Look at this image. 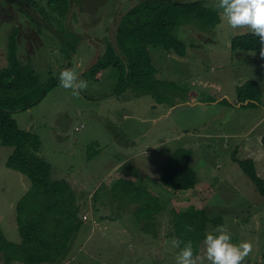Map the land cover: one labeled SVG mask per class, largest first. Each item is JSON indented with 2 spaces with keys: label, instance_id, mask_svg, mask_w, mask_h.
<instances>
[{
  "label": "rangeland",
  "instance_id": "rangeland-1",
  "mask_svg": "<svg viewBox=\"0 0 264 264\" xmlns=\"http://www.w3.org/2000/svg\"><path fill=\"white\" fill-rule=\"evenodd\" d=\"M133 1L83 0L82 11L74 3L65 20L51 21L55 30L47 27L40 15L32 10L27 14L39 21L41 29L20 9L16 10L17 20L10 24L12 29L18 28L21 33V59L26 61L31 56L29 60L40 81L53 79L55 82L40 103L14 112L12 117L20 129H27L38 137L40 153L51 165L53 180H75L78 176L85 185L80 192L81 198L86 199L85 203L76 204L78 207L74 205L78 214L76 221L69 225L70 230L77 228L76 237L63 262L78 264L79 257L85 255L79 250L85 241V251L97 248L92 258L86 256L84 260L88 261L85 264H101L103 261L135 264L137 259L141 260H137L138 264H176L167 256L163 262L150 260L136 247L152 249L156 242L149 238L156 234L148 221L152 222V215L159 204L155 203V197L145 192L158 189L161 174L157 164L162 163V166L164 158L181 149L187 156L186 163L196 172L198 183L191 190L158 193L161 205L167 204L166 212L171 222L178 213L189 212L191 207L197 210L196 206L205 205L210 217H222V225L228 229L232 242H251L252 252L245 261L264 264V199L233 159L235 155L238 160H253L258 176L264 180V58L256 52L233 53L230 40L251 32L248 29H226L220 9L216 7L218 0H200L216 11L219 20L215 26L204 27L202 23L190 20L182 21L174 29L173 35L186 45L185 57L166 55L160 49L151 51V56L159 55L166 59L164 63L160 61V68L155 70V82L146 86L150 97L141 98L138 94L140 89L137 88L136 92L130 87L121 94L128 99L135 98L123 107L131 114L137 112L139 116H148L153 109L161 114L154 125L141 123L135 118L124 124L117 119V103L116 111L110 109L109 112L115 121L108 122L105 119L107 113H99V106L109 108L117 101L115 96L109 101L105 98L121 85V74L116 69L84 74L81 79L87 81L88 87L78 97L71 90L60 87L58 76L63 69L72 68L81 75L104 52L105 44L110 42L114 45L118 18ZM188 1L194 0H184ZM42 3L47 8L44 0ZM188 22L192 23L183 25ZM38 31L41 33H36ZM9 32L7 27H0V68L6 67ZM70 50L74 52H68ZM246 81L258 85L259 98L258 101L248 99L239 102L242 104L239 106L236 88ZM148 100L164 104L152 107L153 101ZM110 127L118 128L116 136L109 131ZM141 135L142 138L132 139ZM133 150L139 155L132 162L126 161V154ZM10 152L12 148L0 145V182L8 183L9 187L5 189L10 193L7 195L12 194L16 201L23 191L13 180L15 178L5 175L4 169L10 170L5 166ZM142 152L145 154L140 155ZM126 163L132 168L134 166V181L121 176L127 168L122 167ZM9 172L14 175V171ZM140 175L141 179L136 180ZM163 188L161 183L160 189ZM93 189L95 193L100 190L94 194ZM135 189L145 194L144 197H139ZM88 191L95 196L88 199ZM134 201H140L141 208L130 213L128 211ZM12 213L0 197V226L9 240L15 238H10L9 228H4L3 224L8 226L12 222ZM79 213L85 217H80ZM100 220L105 225L101 224L100 228L107 227L112 238L106 237V240L95 244L96 236H93L87 242L85 233L89 235L93 226L98 228L94 223H100ZM162 221L165 222L164 219ZM138 226H142V233L149 236L139 235ZM114 228H123L128 233L120 257L111 254L117 247L112 233ZM141 236H144V247ZM9 240L10 244L16 245ZM172 241L168 242V247H173ZM4 258L9 257L6 254ZM202 264L208 262L204 260Z\"/></svg>",
  "mask_w": 264,
  "mask_h": 264
},
{
  "label": "trees",
  "instance_id": "trees-1",
  "mask_svg": "<svg viewBox=\"0 0 264 264\" xmlns=\"http://www.w3.org/2000/svg\"><path fill=\"white\" fill-rule=\"evenodd\" d=\"M28 1L27 10L22 8V12L27 15V11H34L50 28H54L51 21L67 18L74 3L79 8L83 6V0L80 3L79 0H44L47 8L44 3L41 5L43 0ZM27 16L42 28L38 20ZM190 20L207 27L215 26L219 19L216 11L200 0H134L118 18L115 45L105 44L104 52L85 74L116 69L121 74V85L114 95L129 87L139 88L140 94L151 95L146 88L147 84L155 82L156 69L152 65L151 51L160 49L166 55L185 57L186 45L173 35V31L182 21ZM20 40V30L13 28L7 37L6 67L0 68V145L12 148L5 162L6 168L23 175L30 187L16 206L19 243L10 244L0 231V251L6 264H61L76 237L77 228L70 230L69 225L76 221L78 210L74 205L78 206L74 193L64 182L52 181L50 164L38 155L41 146L38 137L21 130L12 117L16 111L27 110L40 103L55 85L53 79L41 82L30 60L21 59ZM230 42L233 53H259V38L251 33L235 36ZM68 52L73 53L74 50ZM237 95L238 104L248 99L258 101V85L247 81L238 87ZM262 141L264 143V138ZM186 158L181 149L166 157L161 166V178L167 189L178 192L196 188V172L186 163ZM233 159L264 199V180L258 176L253 160H238L235 155ZM175 220L171 222L170 219L172 236L184 242L191 241L196 253L208 228H216L223 222L222 217H210L204 208L194 210L193 207L189 212L178 213ZM188 228L192 230L188 231ZM6 254L8 259L4 258Z\"/></svg>",
  "mask_w": 264,
  "mask_h": 264
},
{
  "label": "crops",
  "instance_id": "crops-1",
  "mask_svg": "<svg viewBox=\"0 0 264 264\" xmlns=\"http://www.w3.org/2000/svg\"><path fill=\"white\" fill-rule=\"evenodd\" d=\"M115 45V44H114ZM171 56V55H170ZM31 57V56H30ZM29 57V58H30ZM29 58H27V59H29ZM26 59V60H27ZM165 59L166 58H160V56L159 55H155V56H152V65L155 67V69L156 68H160L159 67V64H160V61H162L163 63L165 62ZM157 62H158V64H157ZM92 63H90V65H91ZM34 69V68H33ZM89 69V68H88ZM87 69V70H88ZM86 70V71H87ZM85 70L81 73V75H80V78L85 74V72H86ZM247 82V81H246ZM243 85V84H242ZM242 85H240V86H238V87H241ZM238 87L236 88V90L238 89ZM128 89H130V88H128ZM132 90L133 91H136L135 89H133L132 88ZM116 91V89L114 90V92ZM125 91V89L122 91V93ZM114 92L112 93V94H110V95H108L107 97H105L108 101L109 100H111L110 98H112V97H117V101L115 102V103H113L109 108H108V106H105V107H102V106H99V113L101 114V113H104V112H106L107 113V116L105 117V119L108 121V122H113V121H115L114 120V118L112 117V116H109V112H110V109H113V111L115 112L116 111V103L118 104V114H119V118H117V119H119V120H121L124 124H125V122L127 121V120H129V119H137L138 121H141V123L142 122H148V123H152L153 125L157 122V121H159V119L162 117V115L161 114H159V113H156L155 112V110L153 109L152 111H150V112H152V114L150 115V114H148V116H146V115H144V116H139L140 114H137V112H135V113H130V112H128L127 111V109L126 108H123V107H126V106H128L129 105V103L132 101V100H134L135 98H133V99H128V98H125V97H122L121 96V94H119V95H114ZM137 92V91H136ZM139 94V96L142 98V97H150V95H144V94H140V93H138ZM148 101H153L152 102V107H153V105L154 104H158V105H163L164 103H162V102H154V100H148ZM236 102H237V98H236ZM249 102V101H248ZM239 104H241V103H239ZM242 105V104H241ZM137 116H139V117H137ZM123 128H124V126H123ZM21 130H24V131H29V130H27V129H21ZM75 130L76 131H78V128H75ZM111 130V132L112 133H114V135H115V132H117V130H118V128H112V127H110V129H109V131ZM30 132V131H29ZM32 133V132H31ZM116 136V135H115ZM136 138H142V135L141 136H134L132 139H136ZM10 154H11V152H10ZM9 154V155H10ZM142 154H145V152H142L140 155H142ZM147 154V153H146ZM8 155V156H9ZM38 155L40 156V157H42V154L40 153V150H39V153H38ZM126 155H128V157L126 158V161H134L135 160V158H136V156H138L139 154L137 153V151H135V150H133V151H131V152H129L128 151V153L126 154ZM166 158H164V160H165ZM163 160V161H164ZM145 164H150V162H146ZM162 164V163H161ZM161 164L159 163V164H157V168H158V170H160V174L162 173L161 172ZM51 166V165H50ZM122 166V165H121ZM121 166H119V167H121ZM123 168L124 167H127V168H124L125 170H124V172H122V174H121V176H123L125 179H127V180H129V181H134L133 180V177H134V175H133V173H134V166H133V168L131 167V166H129V164L128 163H126V164H124V166H122ZM136 168V167H135ZM6 172H5V175H9L10 177H12V178H15V179H13L16 183H18L19 184V187L22 189V191H23V193H22V196H21V198L20 199H18V200H16V201H14L13 200V197H12V194H11V196H8L7 194L8 193H10V190L9 189H5V187H9V186H7V184L8 183H6V182H4V181H2V182H0V183H3V184H0V197L2 198V201L4 202V204H5V206L7 207V204L9 205V208H11V210H12V222H9V224H8V226H6V224H3V226H4V228H9V231H10V238H12V237H14L15 239H13V240H9V239H7L6 237H5V232H4V230L1 228V226H0V231H1V233H2V235H3V237L4 238H6L7 240H9V241H14L15 243H19V240H20V238H19V233H18V228H17V223H16V219H15V213H16V206H17V203L22 199V197L26 194V192L28 191V189H29V187H30V183H29V181L28 180H26V178L24 177V176H22V175H20V174H18V173H16V172H13L14 173V175L13 174H11L9 171H11V170H9V171H7L6 169H4ZM152 171L150 170V176L152 177V173H151ZM155 172V171H154ZM156 173H157V171H156ZM141 176L142 175H140V176H137L136 177V180H138V179H141ZM119 178H121V177H119ZM122 179V178H121ZM159 180H160V182H159V185H158V189H157V191L156 190H153V191H146L145 193L148 195V196H152V197H155V199H154V201H155V203H158L159 205H158V207H157V211H155V214L154 215H152V225H149L150 226V229H151V226H152V231L153 232H155V234L156 235H154V236H151V237H149V238H151V240H152V242H154V241H156L154 244H153V247H152V249H149L148 247H144V236L142 237H140L143 241H142V244H143V247H144V249L143 248H138V247H136L137 249H138V251L139 252H141L142 253V256L143 255H147L149 258L148 259H150V260H155V261H157V262H163V261H165V258H166V256L167 257H170V258H173L174 260H175V257H176V255H177V253H178V248H174V247H168V242L170 241V240H174L175 239V237H173L172 236V229H171V224H170V218L167 216V212H166V208H167V204H162L161 205V202H160V196H159V194L158 193H166V192H169V191H171L170 189H167L164 185H163V187L165 188H163L162 190L160 189V185H161V183H162V178L160 177L159 178ZM52 181H61V182H64L65 184H66V187H68V188H70L71 189V191L74 193V196H75V203L76 204H83V203H85V200L86 199H83V198H81V196H80V192H81V187H84L85 185H84V183L83 182H81L80 181V179H79V177L77 176L76 177V179L75 180H70V179H61V180H53L52 179ZM198 183V182H197ZM163 184V183H162ZM130 185H136V184H130ZM139 185V184H138ZM137 185V186H138ZM135 187V186H134ZM150 189H151V187H150ZM94 190V189H93ZM100 190V189H99ZM99 190H98V192H99ZM138 193H139V197L140 196H143L144 197V195L145 194H142V192L139 190H137V189H135ZM195 191V190H194ZM98 192H96V193H98ZM107 192V191H106ZM105 192V193H106ZM92 193H94V194H96L95 193V190L92 192ZM92 193H89V191H88V195H87V198L88 199H91V198H93L94 196L92 195ZM126 193L128 194L129 193V191L127 190L126 191ZM92 195V196H91ZM174 198V197H173ZM172 198V199H173ZM164 199V198H163ZM172 199H170L169 200V202H170V207H171V200ZM207 200V199H206ZM205 202V201H204ZM133 203V205H132V207L130 208V210L128 211V212H130V213H134L136 210H138L139 208H141V202L140 201H134V202H132ZM205 205H199V206H196L197 208H199V209H202V208H204L205 209V207H204ZM206 210V209H205ZM207 212V211H206ZM209 215V214H208ZM79 216L81 217V216H84L85 217V214H81V213H79ZM162 219H164L165 220V222L164 221H162ZM86 220H88V218L86 219ZM103 223V220H100V223H94V225L95 226H98V228H94V226L91 228V232L89 233V235L87 234V233H85V240L87 241V242H89L90 241V237H93V236H96V238H95V244H98V243H100V241H102L103 239H105L106 240V237L107 238H112V237H110L109 235H110V233L108 232V229H107V227H104V228H100V225ZM110 224H112V222L110 223ZM102 225H104V224H102ZM101 225V226H102ZM105 226V225H104ZM139 228H137L138 229V232H139V235H147V236H149L148 235V233H142V230H143V227L142 226H138ZM88 228V227H87ZM113 231H112V233L113 234H115V236L113 237V239L116 241V245H117V247H116V249H114V250H112L111 251V254L112 255H116L117 257H120L121 256V248H122V246L124 245V243L127 241V235H128V233L126 232V230L125 229H123V228H114V229H112ZM212 230H214L213 228H211V229H209L208 228V231H212ZM142 233V234H141ZM112 234V235H113ZM7 237H8V235H6ZM203 242V241H202ZM202 242L200 243V246H199V249H198V252H197V254H199V252H200V249H201V246H202ZM130 244V243H129ZM106 245H109L110 246V244H108V243H106ZM85 247H86V245H85V241H83L81 244H80V247H79V250L80 251H82L85 255H81L80 257H79V259H78V264H85L88 260H84L85 258H86V256H88L89 258H92L93 257V255H94V252H95V250H97V248L96 247H92L91 249H88L87 251H85ZM141 250H143V251H141ZM109 252H110V250H109ZM145 252H148V253H145ZM136 253V252H135ZM138 261H141V260H139V259H137ZM137 260H134L135 261V264H138V261ZM72 262V261H71ZM71 262H70V264H71ZM174 263H176V260H175V262ZM0 264H6L5 262H4V260H3V253L0 251ZM10 264H22V263H16V262H12V263H10ZM61 264H69V261H62L61 262ZM101 264H109V263H105L104 261L101 263ZM244 264H249L248 262H246V261H244Z\"/></svg>",
  "mask_w": 264,
  "mask_h": 264
},
{
  "label": "clouds",
  "instance_id": "clouds-1",
  "mask_svg": "<svg viewBox=\"0 0 264 264\" xmlns=\"http://www.w3.org/2000/svg\"><path fill=\"white\" fill-rule=\"evenodd\" d=\"M216 7L220 9L226 29H248L259 38V55L264 58V0H218ZM58 79L60 87L71 90L77 97L88 87L87 81L81 79L72 68L63 69ZM172 246L179 249L175 257L176 264H202L204 260L208 264H244L252 252L250 241L232 242L228 229L223 225L206 233L199 254L191 241L174 239Z\"/></svg>",
  "mask_w": 264,
  "mask_h": 264
},
{
  "label": "flooded vegetation",
  "instance_id": "flooded-vegetation-1",
  "mask_svg": "<svg viewBox=\"0 0 264 264\" xmlns=\"http://www.w3.org/2000/svg\"><path fill=\"white\" fill-rule=\"evenodd\" d=\"M27 6L28 0H0V27H7L8 31H12L10 24L17 20L16 10H27Z\"/></svg>",
  "mask_w": 264,
  "mask_h": 264
},
{
  "label": "water",
  "instance_id": "water-1",
  "mask_svg": "<svg viewBox=\"0 0 264 264\" xmlns=\"http://www.w3.org/2000/svg\"><path fill=\"white\" fill-rule=\"evenodd\" d=\"M241 104H239V106H240Z\"/></svg>",
  "mask_w": 264,
  "mask_h": 264
}]
</instances>
